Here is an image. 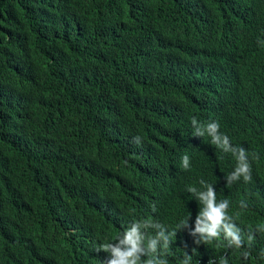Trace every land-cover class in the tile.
<instances>
[{"label": "trees", "instance_id": "16d2710c", "mask_svg": "<svg viewBox=\"0 0 264 264\" xmlns=\"http://www.w3.org/2000/svg\"><path fill=\"white\" fill-rule=\"evenodd\" d=\"M139 219L166 264H264V0H0V258L72 264Z\"/></svg>", "mask_w": 264, "mask_h": 264}, {"label": "clouds", "instance_id": "9594fccd", "mask_svg": "<svg viewBox=\"0 0 264 264\" xmlns=\"http://www.w3.org/2000/svg\"><path fill=\"white\" fill-rule=\"evenodd\" d=\"M193 125L196 124V120L193 119ZM219 124L216 122L209 123L207 125V131L212 136V143L222 148L225 152H232L236 156L238 161L237 167L234 173L229 177V180H236L243 176L245 181L251 179V166L247 162V154L241 148H231L229 145V139L226 135L218 134ZM196 135L203 136V131H197ZM140 137H136V141H139ZM183 167L187 169L189 167V157H183ZM204 187H207V191L199 194V200L204 205L203 210L196 220V232L205 235V239L217 237L218 229L221 227L225 220V209L227 208V201L219 205L216 204V197L212 188L201 181ZM189 192L195 193L196 188L190 187ZM147 222L144 219L142 223ZM141 224V220H134L128 223L126 226L131 231H126L121 238H113L110 243L102 245V249L92 253V256H88V251L85 249V245L80 246L70 258L72 264H166L163 257L164 247L161 251H156V241L149 240L148 248L141 243L143 237L138 233V226ZM159 227L160 225H153ZM227 236L231 237L233 241L239 246V237L232 231L230 227H225ZM160 236L163 237L161 231ZM168 244V237L165 238V246ZM126 246V247H124ZM156 251V252H155ZM151 254H155V259H149L145 261L146 257L151 258ZM8 257V256H7ZM0 258V264H10L11 258H15L19 264H58L54 259L43 262L37 255L21 251L19 248L14 249L13 253L9 252L7 259ZM160 260H156L159 258ZM90 260H88V259Z\"/></svg>", "mask_w": 264, "mask_h": 264}, {"label": "bare ground", "instance_id": "6f19581e", "mask_svg": "<svg viewBox=\"0 0 264 264\" xmlns=\"http://www.w3.org/2000/svg\"><path fill=\"white\" fill-rule=\"evenodd\" d=\"M243 33H245V32H243ZM223 42H224V41H223ZM222 85H223V84H222ZM222 85H221V86H222ZM91 233H92V232H91ZM91 233H90V235H91ZM93 234H95V233H93ZM92 238H93V237H92ZM91 240H92V239H91ZM91 242H92V241H91ZM91 242H90V244H91ZM94 243H95V242H94ZM95 244H96V243H95ZM93 247H94V246H93ZM93 247H92V248H93Z\"/></svg>", "mask_w": 264, "mask_h": 264}]
</instances>
